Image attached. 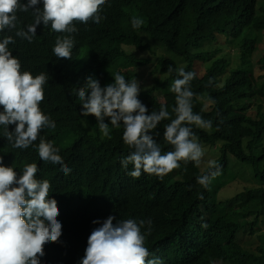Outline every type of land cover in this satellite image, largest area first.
I'll list each match as a JSON object with an SVG mask.
<instances>
[{"label": "trees", "instance_id": "trees-1", "mask_svg": "<svg viewBox=\"0 0 264 264\" xmlns=\"http://www.w3.org/2000/svg\"><path fill=\"white\" fill-rule=\"evenodd\" d=\"M100 14L99 24L79 23L68 61L57 60L56 38L49 33L30 44L15 35L21 24L5 29L15 39L8 48L21 61V71L46 74L47 96L40 107L56 124L43 128L28 149L13 148L0 125L3 164L20 173L25 164L36 163L37 178L50 182L58 202L62 235L59 242L45 245L41 264H79L91 231L99 227L93 221L102 223L110 215L116 221L151 220L145 246L163 264H264V47L255 60L264 44V0H106ZM133 16L144 21L138 29L132 27ZM229 47L240 52L238 60L222 54ZM157 49L166 55L155 56ZM198 63L205 66L202 76L195 69ZM148 64H155L154 78L138 99L149 115L165 105L175 118V94L169 86L177 75L168 72L169 65L196 73L190 84L196 94L193 112L213 125L190 127L222 169L208 188L197 183L208 167L202 170L191 161H181L163 178L141 173L139 183H127L134 178L128 176L133 165L125 169L120 162L132 151L123 142V124L114 128L106 117L110 138L103 136L97 118L82 116L81 101L69 89L71 79L84 74L96 76L102 86L114 82L116 73L138 80L139 69ZM62 74L55 84L52 80ZM168 123L162 121L150 133H160L155 138L162 154L174 150L163 138ZM15 127L9 125V131ZM41 137L59 149L70 174L40 160ZM240 179L248 186L220 195Z\"/></svg>", "mask_w": 264, "mask_h": 264}, {"label": "clouds", "instance_id": "clouds-1", "mask_svg": "<svg viewBox=\"0 0 264 264\" xmlns=\"http://www.w3.org/2000/svg\"><path fill=\"white\" fill-rule=\"evenodd\" d=\"M105 3L106 0H0V106L3 107L0 125L5 126L4 137L13 148L28 149L43 128H55L56 124L40 107L47 96L46 74L34 76L30 71H21V61L8 48L15 39L6 35L5 29H15L21 24V30L15 35L30 44L49 33L56 38L53 53L57 60L68 61L72 58L79 23L99 24L104 18L100 13ZM143 23L141 18L132 17L133 28L138 29ZM173 71L177 78L169 91L175 94L174 119L165 105L158 112L152 110L147 114V106L138 99L140 83L135 79L126 80L123 74H112L114 82L104 86L96 76L86 74L70 81L69 89L81 101L82 116L94 115L103 136L110 138L106 117L114 128L123 124V142L132 151L120 162L125 169L133 165L128 176L134 178H128L127 183H139L143 180L141 173L163 178L178 169L181 161H191L199 167L205 155L190 127L194 124L210 129L213 125L212 120L193 112L192 100L196 94L190 84L196 73L169 65L168 72ZM63 75H57L52 81L59 83ZM207 99L213 102L211 97ZM166 119L170 123L164 126L163 138L174 150L162 154L155 138L160 133L155 132V136L150 133ZM13 124L15 130L9 131V125ZM37 150L40 160L60 165V171L66 176L71 173L72 169L52 142L41 137ZM207 163L209 172L197 177V183L204 188L222 174L215 160ZM38 171L36 163H28L18 173L13 166H5L0 156V264H41L45 245L59 242L62 235L63 225L58 220L60 211L57 199L53 198V188L50 189L48 180L37 178ZM116 219L110 215L102 223L93 221L99 227L91 231L79 264H163L145 246L146 236L151 235V220ZM145 226L146 231L142 232ZM149 256L153 258L148 259Z\"/></svg>", "mask_w": 264, "mask_h": 264}, {"label": "rangeland", "instance_id": "rangeland-1", "mask_svg": "<svg viewBox=\"0 0 264 264\" xmlns=\"http://www.w3.org/2000/svg\"><path fill=\"white\" fill-rule=\"evenodd\" d=\"M264 36V35H263ZM264 41V39L262 40ZM263 46L261 48H259L256 52V57H255V60L257 62L258 59H261L262 57V51L261 49H263L264 47V44H262ZM156 55L155 56H159V55H162V54H165L166 55V52L164 53V51L162 52L161 50L157 49L156 50ZM222 54H228L230 56V60L233 61V60H238L239 58V55H240V52L236 49V48H233V47H229L228 49H226V51ZM141 55V53H140ZM155 56L154 55H149V57H151V59L154 61L155 60ZM229 59V58H228ZM153 68H155V64H148L147 68L143 69L142 67L139 69V71H141V78L138 79V82L140 83V86H141V89L142 88H147L150 86V84L152 83L153 81V75H152V72H153ZM195 69L197 70L198 74L200 76H202L204 73H205V66L202 64V63H198L195 65ZM210 107V104L209 103H206V108L208 109ZM204 149V148H203ZM205 152V151H204ZM213 158V155L211 153H207L205 152V155L204 157L202 158V162L200 164L201 168L202 169H205L207 166H208V161L209 160H212ZM245 186H248V184L244 181V180H239V182L237 184H235L234 186L232 185H226L225 187H223L221 189V193L220 195L221 196H229L232 192H240L244 189Z\"/></svg>", "mask_w": 264, "mask_h": 264}]
</instances>
